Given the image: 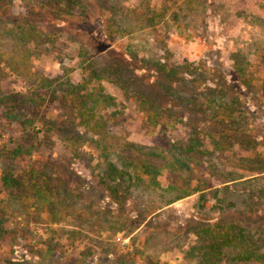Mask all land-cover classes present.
Segmentation results:
<instances>
[{
  "label": "rangeland",
  "instance_id": "rangeland-1",
  "mask_svg": "<svg viewBox=\"0 0 264 264\" xmlns=\"http://www.w3.org/2000/svg\"><path fill=\"white\" fill-rule=\"evenodd\" d=\"M102 2L88 15L73 8L66 16H51L44 0H5L0 7L1 31L20 19L43 33L22 45L0 32V91L27 95L39 79H52L59 95L40 107L29 104L25 114L40 121V131L45 117L72 130L64 134L69 137L81 131L80 156L53 135L54 143H40L32 160L26 156L18 164L32 161L46 171L55 193L68 198L71 208L53 202L54 195L35 206L31 194L4 193L8 164L0 154V215L12 230L0 239V264H211L205 257L209 241L200 233L234 221L241 226L244 214L252 218L243 224L256 231L252 243L264 251V0H209L196 12L179 11V19L177 7H170L155 26L127 10L137 0ZM152 3L164 6V0ZM93 68L102 73L97 80L90 78ZM116 68L118 75L104 74ZM66 80L89 87L101 82L113 96V105L100 110L109 119L107 133L69 126L71 104L58 88ZM127 80L138 86L129 96ZM142 91L162 103L163 115L183 120L166 129L151 124L147 106L136 96ZM222 100L235 102L225 119L218 114ZM4 111L0 103L2 151L25 135ZM186 143L192 154L184 152ZM147 155L161 165L158 188L132 189L126 203L117 204L97 182L105 157L125 165L126 158ZM174 155L185 157L191 168L168 167ZM89 165H96L95 174ZM87 184L95 186L76 199ZM222 250L221 264H264L236 258L233 245Z\"/></svg>",
  "mask_w": 264,
  "mask_h": 264
},
{
  "label": "trees",
  "instance_id": "trees-1",
  "mask_svg": "<svg viewBox=\"0 0 264 264\" xmlns=\"http://www.w3.org/2000/svg\"><path fill=\"white\" fill-rule=\"evenodd\" d=\"M0 7L2 6L3 1L0 0ZM14 1V0H12ZM30 2V0H26ZM138 3L134 7H128L127 10L131 15H138L142 21H146L148 24H153L154 26L161 22L163 17H166L168 8L177 7L174 11L175 19H179V11H186L187 9L192 12L201 10L202 5L205 8L209 0H164V6L156 7L153 5L152 0H137ZM44 6H50L49 10L51 16L56 15L57 13L62 16L70 14L73 8H80L81 14H89L94 4H104L102 0H44ZM169 4V5H168ZM102 9V8H101ZM56 10V11H55ZM52 12V13H51ZM27 20V18H24ZM22 20V19H21ZM8 34L13 35V37L20 42L22 45H28V42L34 37H41L42 32H38L35 26L30 23V21L20 22V19L17 21L15 27L8 29ZM83 54V52H82ZM9 66H13L11 63L7 62ZM89 66L92 67V64ZM119 69L104 71V74H116L118 75ZM173 72H176L173 70ZM99 75H102L97 69H91L90 78L93 80L99 79ZM40 84L35 86L29 94L21 95V93H16L14 95H6L0 91V103L3 104L5 109L4 115L11 123H18L23 128L25 135L20 137L17 140L11 139L9 142L14 143L13 147L7 146L4 144L2 148H7L6 150H0V154L4 157L5 161L8 164L7 170L4 171L2 176V187L4 193L10 197L21 198L23 194H31L30 197H33L34 204H44L50 196L57 197L55 201L59 204H64L66 207H69L70 204H73L70 200L60 198V195L55 193L54 186L51 183L52 178L49 174L43 169L36 167L32 161L29 162L27 167L18 165L23 161V159L28 156L30 160L34 156V152L38 151V146L40 143H54L53 135H59L63 138L65 147L72 149L75 156H80L81 153L78 149L80 146L79 140L81 134L79 131L73 132L69 137L64 135L65 132L72 133V130L63 131L62 127L58 126L57 119H51L45 117L42 124V129H37L40 121L36 119L28 118L25 114V108L30 105L34 107H40L45 100L50 99L53 96L59 95V91L55 88L53 80L49 78L39 79ZM135 80V79H134ZM127 80V95L129 96V91L138 88L136 83L132 85V82ZM121 84V83H119ZM86 83L75 84L71 80H66L64 83H61L58 88H61L63 98H65L71 104V116L72 124L69 126L76 128H84L86 131L93 132L96 135L105 134L108 131H105L109 126V119L105 117L100 112L101 109H107L113 105V96L106 91L105 86L100 82L93 85L92 87L86 86ZM122 85V84H121ZM43 89V90H41ZM215 89H211L214 92ZM141 100L143 106H147L146 111L148 113L147 118L151 124L156 126L161 125L162 128H168L170 125L175 124L179 120H183L182 116L176 114H164L160 112L164 108L162 103H160L156 97H151L146 92H138L136 94ZM215 97L210 98L214 101ZM219 102V101H218ZM220 107L222 109L218 111V114H221L223 119L230 117V111L234 109L235 102L220 101ZM30 104V105H29ZM230 110V111H229ZM115 117V113L112 114ZM109 116V118H112ZM186 125H191V120L185 121ZM74 125V126H73ZM78 128V129H79ZM80 130V129H79ZM42 132L40 137L39 133ZM171 141V140H170ZM97 143H102L104 140H98ZM79 144V145H78ZM132 145V143H128ZM106 150V155H108L109 146L105 143L103 144ZM171 148L169 152H173L172 147L175 146V143H171ZM135 145H132L134 147ZM187 146V147H186ZM95 148H99L95 147ZM169 148V147H168ZM184 152L187 150L192 154L193 146L186 143L183 147ZM1 149V148H0ZM166 152V151H164ZM163 152V153H164ZM105 157V156H104ZM175 160L168 163V167L173 170H178L183 167L191 168L190 163L186 160L185 157L173 156ZM127 164L119 165L116 162L109 160L105 157L104 161H107L105 164V169L97 175V182L102 187V190L106 191V194L112 198L114 202L120 205H124L129 198L130 192L132 189L136 188H147L154 189L158 188V174L161 173V165L154 162L150 159L149 155L143 158H126ZM92 173L95 174L97 169L96 165H89ZM152 180V181H150ZM155 184V185H152ZM95 186V185H94ZM91 185H86L87 188L76 194V199H82L85 194H89V191L92 187ZM57 188V186H56ZM188 188V186H187ZM92 192V191H91ZM26 196V195H24ZM202 198L205 197L204 194L201 195ZM27 197V202H28ZM30 202V201H29ZM92 202V201H91ZM30 205V204H29ZM71 208V207H69ZM80 213L84 215L87 213V208L84 206L79 209ZM50 211V210H49ZM0 215V239H7L8 234L12 231L9 228H5L6 221ZM243 223H251V216L244 214L240 216ZM254 218V217H253ZM262 215H260V220ZM260 220H255L253 222H261ZM239 222H229L226 224H217L215 229H204L203 236L204 240L209 241L207 248L209 252L206 254V259L211 264H221V260L218 257L223 252V245L231 246L233 245L238 253L236 258L242 260H257L264 262V251H260L255 242L254 236L251 233L256 231L249 230V225L241 224ZM13 236H16L13 233ZM264 244V243H263ZM21 264V263H20Z\"/></svg>",
  "mask_w": 264,
  "mask_h": 264
}]
</instances>
